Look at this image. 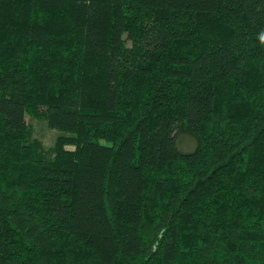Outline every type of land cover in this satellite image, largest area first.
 <instances>
[{
    "label": "trees",
    "instance_id": "obj_1",
    "mask_svg": "<svg viewBox=\"0 0 264 264\" xmlns=\"http://www.w3.org/2000/svg\"><path fill=\"white\" fill-rule=\"evenodd\" d=\"M0 264H264V0H0Z\"/></svg>",
    "mask_w": 264,
    "mask_h": 264
},
{
    "label": "rangeland",
    "instance_id": "obj_2",
    "mask_svg": "<svg viewBox=\"0 0 264 264\" xmlns=\"http://www.w3.org/2000/svg\"><path fill=\"white\" fill-rule=\"evenodd\" d=\"M27 120L32 124L34 135L41 138L47 147L51 146L57 136V131L49 128L43 119H37L27 115ZM180 148L187 151L183 147V139L178 141Z\"/></svg>",
    "mask_w": 264,
    "mask_h": 264
}]
</instances>
